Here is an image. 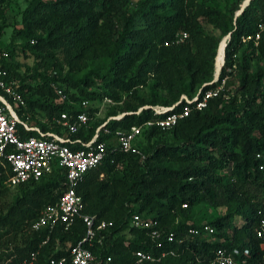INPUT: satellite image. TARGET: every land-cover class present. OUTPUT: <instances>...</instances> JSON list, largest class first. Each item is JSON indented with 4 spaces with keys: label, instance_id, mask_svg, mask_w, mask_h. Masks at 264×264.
Listing matches in <instances>:
<instances>
[{
    "label": "trees",
    "instance_id": "16d2710c",
    "mask_svg": "<svg viewBox=\"0 0 264 264\" xmlns=\"http://www.w3.org/2000/svg\"><path fill=\"white\" fill-rule=\"evenodd\" d=\"M4 1L0 0V31L5 20ZM243 1L229 0L220 8L212 1L138 0L127 13L120 8L124 0H30L23 10L22 28L15 33L24 40L22 48L48 56L57 45L72 46L101 32L104 68L100 76L93 77L120 94L131 93L148 74L164 77L165 99L154 103L156 107H168L181 95L191 97L203 83L210 82L218 42L229 34L223 64L212 86L226 77L225 88H231V95L209 100L205 109L190 113L169 130L145 127L137 139L143 135L148 142L200 123L194 134L182 137L174 146H148V154L137 139L138 154L110 146L115 132L140 127L158 117L152 110L109 120L104 127L108 133L98 131L96 141L104 143V158L75 187L83 213L111 224L98 232L89 246L84 245L96 258L92 264H104L105 258H110L111 264H209L216 250L232 248L239 250L244 264H264V239H257L252 232L264 216V28L257 46L241 42L242 37L257 31L264 18V0H249L234 18ZM200 21L216 29L218 36L204 32ZM32 26L40 33L36 34ZM58 27L65 29L61 38ZM175 33L185 34V38L175 43ZM151 41L159 44L161 54ZM0 52L6 53V58L0 59L4 61L0 63L3 80L23 105L0 95L18 119L42 132L63 135L65 130L55 120L62 113L75 116L82 112L86 125L69 136L82 142L89 141L104 123L98 121L89 127V113L81 106V102H93L105 95L86 90L93 87V80L86 76L78 81L60 78L55 72L23 78L15 72L17 65L8 62L9 53ZM55 90H60L65 100H59ZM16 131L20 138L36 136L23 132L18 125ZM10 175L8 167L0 164V198ZM63 175L62 169L53 167L48 176L15 186L18 194L12 202L0 204V264L27 262L30 254L35 255V264H45L51 257H67V247L82 238L80 220L66 231L61 227L51 232L29 228L39 212L61 194ZM200 204L225 209L223 216L204 223L213 229L208 236L216 241L187 232L203 225L194 219ZM132 215L154 221L160 237L155 240L146 230L130 228ZM234 220L240 226L228 236ZM168 233L173 235L172 242H166ZM136 252L150 255L153 261L136 262Z\"/></svg>",
    "mask_w": 264,
    "mask_h": 264
},
{
    "label": "built area",
    "instance_id": "2783aa9c",
    "mask_svg": "<svg viewBox=\"0 0 264 264\" xmlns=\"http://www.w3.org/2000/svg\"><path fill=\"white\" fill-rule=\"evenodd\" d=\"M263 28L264 18L258 24L257 31L253 35L242 37L241 42L249 41L254 47L257 46ZM184 38L185 34L176 35L174 42H181ZM4 58H6V53L0 52V59ZM220 68L212 81L203 84L191 97L181 95L176 102L168 107L151 108L153 114L158 117L144 122L141 126L169 130L187 118L190 113L205 109L209 100L218 97L226 99L231 95V88H225L226 77L218 85L212 86L217 82ZM3 77L4 72L0 66V92L10 98L12 102L22 106L23 102L20 96L5 84ZM205 86L209 87L203 90ZM55 91L59 100H65V95L60 90ZM86 104V102H81L83 107ZM108 121L95 129L89 141L82 142L80 139H71L69 136L74 135L86 125L87 119L84 113L81 112L75 116L60 114L59 119L55 122L65 130L63 135L49 131L42 132L38 127L30 126L18 119L4 96L0 95V164L6 165L11 173L6 185L15 187L29 181L36 182L40 178L48 176L53 167L64 171V186L61 194L52 205L44 207L39 212L36 219L30 224V230L45 229L51 232L55 227H61L63 231H66L75 220H80L84 226L82 238L74 245L67 247V257H51L45 264H92L96 260L92 252L85 246H89L96 234L111 224L105 221H96L94 216L83 213V204L75 193V187L85 173L103 160L105 146L104 143L97 142L96 139L100 129L104 134L108 133L104 128ZM16 125L20 126L23 132H33L36 136L20 138L16 131ZM140 127H131L128 131L116 132L115 148L125 153L138 154L136 139L140 134ZM128 226L133 229L146 230L152 239L156 240L160 237V232L155 229V222L142 219L138 215L131 216ZM187 232L194 236H208L213 233V229L209 225L203 224L198 228L189 229ZM252 232L257 239H264V216L253 227ZM165 239L166 242H172V233H168ZM45 242L46 240L41 245ZM171 253L169 252V254ZM134 255L137 258L136 262L153 261L150 255L142 252H136ZM103 263L111 264L110 258H105ZM244 263L245 260L240 258V252L236 248L218 249L209 260V264ZM17 264H35V255L30 254L27 262Z\"/></svg>",
    "mask_w": 264,
    "mask_h": 264
},
{
    "label": "rangeland",
    "instance_id": "374dc122",
    "mask_svg": "<svg viewBox=\"0 0 264 264\" xmlns=\"http://www.w3.org/2000/svg\"><path fill=\"white\" fill-rule=\"evenodd\" d=\"M29 1L30 0H5L3 2V6L5 8V20L4 26L0 31V49L1 51L5 50L9 53L8 62H10L12 66L17 65L18 68L15 72L19 76L26 78L35 73L49 76L55 72L56 76H59L60 78L67 76L72 80L78 81L83 76H86L93 80V87L86 90L96 94H102V92H104L105 95H101L99 100L88 102L85 105V108L90 116L89 127L91 125L93 126V124L98 121L105 122L107 120H118L125 114H136L140 109V112L143 110H152L151 108L156 107L154 106V103L160 104L164 101L165 85L167 83V80L164 77L148 74L144 77L142 84L134 88L131 93L128 94H120L114 89L106 88L105 83L100 82L93 77V75L100 76L102 74V69L104 68V61L101 57L104 40L101 32L94 35L90 34L89 37H84L82 41L72 46L57 45L52 49L48 56L39 54L38 51L34 49L29 50L28 48H22L24 40L15 33L22 28L21 15ZM136 1L138 0H124V5L120 8L124 9L127 13H131ZM199 1H203L206 4H208V2L211 3L212 1L220 8H224L230 3L229 0ZM97 25H100L99 22ZM200 25L204 32H208L214 37L218 36V31L207 23L200 21ZM70 26L78 29V25L75 23H71ZM30 28H32L36 34L40 33L35 26ZM56 31L60 38L63 37L64 34L66 35L63 27L56 28ZM176 35L177 33H175V36ZM224 38H221L217 45L218 56L215 60V68L213 61V73L215 72V74L222 64ZM151 42L152 46L155 47V51L158 54H161L162 50L159 44L154 41ZM2 62L4 61L1 60L0 63ZM261 67L264 69V64H262ZM201 86L199 88H201ZM141 103H143V105H141ZM199 125L200 123H195V125H190L188 128L176 131L175 133L169 132L158 138H152L148 142H146L143 138V135H141V137L137 140L140 148L148 154V146L158 147L162 144L166 146H174L179 144L182 137L194 134ZM144 130L145 127L141 126L140 131L143 132ZM109 144L114 147V136L109 140ZM2 193L3 196L0 198V204L3 206L12 202L13 198L18 194V190L15 187L7 186L5 183L3 185ZM224 213V208L211 209L205 208L202 204H200L195 209L194 219L198 222V224H204L214 218L223 216ZM239 226L240 223L237 220H234L231 228L229 229L228 236L233 230H238ZM202 239L208 242L216 241L214 238L205 235H203Z\"/></svg>",
    "mask_w": 264,
    "mask_h": 264
},
{
    "label": "water",
    "instance_id": "95a60500",
    "mask_svg": "<svg viewBox=\"0 0 264 264\" xmlns=\"http://www.w3.org/2000/svg\"><path fill=\"white\" fill-rule=\"evenodd\" d=\"M244 1H245V2H244ZM244 1H243L242 4L240 5L238 11L235 12V14H234V18L237 17V16L242 12V10L244 9V7L248 4V1H249V0H244ZM228 39H229V34L224 38L223 49H224L225 45L227 44ZM214 75H215V74L213 73V77L216 76V75H215V76H214Z\"/></svg>",
    "mask_w": 264,
    "mask_h": 264
},
{
    "label": "bare ground",
    "instance_id": "6f19581e",
    "mask_svg": "<svg viewBox=\"0 0 264 264\" xmlns=\"http://www.w3.org/2000/svg\"><path fill=\"white\" fill-rule=\"evenodd\" d=\"M215 60H216V59H215ZM222 63H223V62H222ZM219 68H220V67H219ZM215 71H216V70H215ZM214 74H215V72H214ZM215 75H216V74H215ZM215 75H214V76H215Z\"/></svg>",
    "mask_w": 264,
    "mask_h": 264
}]
</instances>
